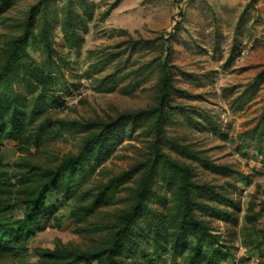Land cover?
<instances>
[{
	"label": "rangeland",
	"instance_id": "1",
	"mask_svg": "<svg viewBox=\"0 0 264 264\" xmlns=\"http://www.w3.org/2000/svg\"><path fill=\"white\" fill-rule=\"evenodd\" d=\"M25 34L0 96L24 114L31 139L0 149L12 184L0 224L24 217L16 204L39 181L34 167L56 170L85 150L87 124L157 107L166 72L173 109L158 147L154 114L117 129L99 161L91 158L75 174L69 192L47 197L49 213L0 264H40L51 252L106 246L135 205L141 173L116 187L111 182L142 172L159 155L188 168L200 188L196 202L219 212L196 214L228 255L222 264H264V0H0V74L14 40ZM33 70L46 87L31 79ZM44 122L49 126L37 139ZM156 168L145 205L169 227L161 220L175 214L177 174L163 161ZM103 192L105 201L85 211ZM142 216L149 236L132 252L125 246V263L189 264L191 250L174 252L167 239L172 229L158 246L153 228L146 231L150 215Z\"/></svg>",
	"mask_w": 264,
	"mask_h": 264
},
{
	"label": "trees",
	"instance_id": "2",
	"mask_svg": "<svg viewBox=\"0 0 264 264\" xmlns=\"http://www.w3.org/2000/svg\"><path fill=\"white\" fill-rule=\"evenodd\" d=\"M32 24L34 18H30ZM28 36L23 35L16 38L12 44V48L8 52L6 65L0 75V81L6 76L14 67V64L18 61L21 53L20 47L26 41ZM33 70L30 72L31 79L35 78L39 81L38 84L47 86L48 81L39 76ZM170 82L169 74L166 72L163 95L157 107L149 112H142L134 115H122L117 120L109 123L102 121L91 122L87 124L88 131H91V137L87 138V144L85 150L77 156L65 160L62 165L56 170H47L40 167H34L38 172L39 181L36 185H33L28 191L20 198L16 204L23 210L24 217L20 220L15 221L13 224L2 225L0 224V259L7 254L14 251L16 242H20L25 236L30 237L32 228L35 224L39 223L44 215L49 213V210L45 207L47 197L51 193H59L63 191L67 193L71 189L73 178L75 174L85 168V165L91 161H99L102 152L107 145L108 141L112 140V136L115 135L117 129H119L125 122H136L143 117H147L151 114L155 115L153 128L157 133V139L155 145L158 147L161 143L164 125L168 120L169 111L173 109L171 106V94H170ZM5 97L0 96V149L4 146L5 141H11L17 144L18 147L29 143L30 139L27 136V129L22 124L23 113L18 109L11 110L12 103H7ZM5 103V104H4ZM264 124V121H263ZM49 123L44 122L39 127L36 138L48 128ZM200 130L204 127H200ZM96 131H100L97 133ZM37 133V134H38ZM262 138L264 140V129L262 130ZM96 149V150H94ZM94 151H96L94 153ZM94 153V154H93ZM160 160L156 162H150V166L145 170L141 168H135L125 174L116 178L111 184H115V187L120 183H124L127 179H130L132 175L141 173V182L139 188L136 191L135 205L131 208L122 218V224L112 235L111 240L106 246L93 253L87 252H51L45 261L40 264H126L122 259L125 246L131 244V252L134 248L139 249V239H145L149 233L140 226L139 218L143 213L149 217L150 224H148L147 230H152V239L156 245L159 246L160 242L164 239L163 234L169 229L172 232L168 234V241H171L174 245L175 251H186L191 250L188 258L189 264H222V260L228 258V255L222 250V247L218 244V237L212 233L207 222L197 217V212H204L207 215L218 214L216 210L208 209L204 204L196 202L195 196L199 186L191 182L190 170L182 167L175 162H172L168 157L159 155ZM163 161L174 170L177 174V188L176 196H178V203L175 207V214L166 216L161 220L169 223V227H164L162 224L157 223L155 213H149V209L145 205L151 199L152 196V178L156 172V167L159 162ZM111 188L107 186L106 190ZM197 191V192H196ZM12 195V184L7 178L6 173L2 170L0 163V212L7 204V198ZM106 192L99 194L91 206L85 209V211H91L96 208L102 201H105ZM208 197L218 200L220 203L225 201L219 195H211L210 193L205 194ZM9 207V206H8ZM172 209V208H171ZM135 235V237H133ZM193 236L195 243L188 241V238ZM170 238V239H169Z\"/></svg>",
	"mask_w": 264,
	"mask_h": 264
}]
</instances>
